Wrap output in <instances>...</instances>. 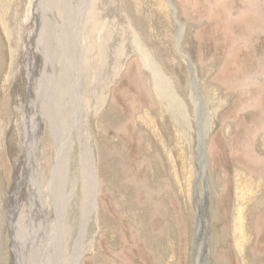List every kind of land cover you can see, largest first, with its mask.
<instances>
[{
    "label": "rangeland",
    "instance_id": "rangeland-1",
    "mask_svg": "<svg viewBox=\"0 0 264 264\" xmlns=\"http://www.w3.org/2000/svg\"><path fill=\"white\" fill-rule=\"evenodd\" d=\"M36 1L5 0L0 18V264H20L12 210L24 226L33 203L45 224L57 220V131L67 144L60 264L76 251L78 264H191L200 104L207 262L264 264V0H88L79 129L67 97L55 104L66 128L44 114L43 72L62 69L41 53L52 40L40 39ZM67 5L73 21L80 0Z\"/></svg>",
    "mask_w": 264,
    "mask_h": 264
},
{
    "label": "bare ground",
    "instance_id": "bare-ground-1",
    "mask_svg": "<svg viewBox=\"0 0 264 264\" xmlns=\"http://www.w3.org/2000/svg\"><path fill=\"white\" fill-rule=\"evenodd\" d=\"M49 2H50V4L47 5V3H45L43 0H37L36 4L34 6L35 7V9H34V20H35L36 29H37L39 24L40 25L44 24V29H43L44 31H43L42 36H40L41 34L39 35V33L36 32V37L38 39L40 37H42V38H40L42 40V42L47 41V40L48 41L52 40V44H50V42H48V44L46 43L44 45L45 49H41V53H42L43 57H45L48 60V63L54 59L56 61L55 65L58 64L62 70H61V73L59 74V76L57 75L58 77H55L52 74V65L47 64V66H46L44 64V66H46V68L43 72L44 81H45L44 86L45 87L44 88L42 87L41 91H42V94H44V95L40 94V98L42 97L43 99L48 101V110L44 114L47 116L49 115V117L53 116L51 118V122L56 123V124H54V126L57 125L58 128L63 129V128H66L68 125L66 124V121H63V120L58 121L57 120L58 119L57 116L60 113L57 110V106H55V104H56L57 100H63L64 97H67L70 101V106H71L72 110L76 111V117H74V115H72L74 117V121L72 124L75 128L79 129V126H80L79 120H81V119H79V116L81 113V112L79 113V110L81 108L80 107V104H81L80 99L81 98H80L79 93H78L79 86H80L79 85V80H80L79 69L81 66V62H82L81 59H82V54H83V49L81 48V42H80V25H81L80 22L83 18L84 12L87 10L86 8L88 7V3H87L88 0H80V5L78 6V8H76L75 15H74L75 18L73 21H71V18H69L70 15L69 16L67 15V7L66 6L69 5V4L67 5V0H54L53 1L54 6L51 5L52 4L51 0H49ZM4 6H5V0H0V18H1V15L3 14V10H4L3 7ZM51 10H56L58 12L60 19H61V24L56 23L55 20H53V18H52L53 16H51L52 15ZM50 13H51V15H50ZM72 13H73V11H72ZM52 55H54V56H52ZM144 58H145V56H144ZM151 66H152V62H151ZM38 93H40V92H38ZM39 105L41 107H43L44 104H43V102H40ZM204 111L205 110H204L203 104H200L198 111H197V116H198V121H199V136L201 139V146H200V150H199V159H198V160H200V167H199V171H198V184H200L202 186L204 185V190L202 189L203 191L200 190V192L198 190L199 188H196V190H195L194 202H195L196 220H195V230H194V237H193V259H192L191 264H208V262H207V259H208V243H207V233H206V226H207L206 216L207 215H206V193H205L206 164H205V156H204L205 149H204V144H203L204 136L200 132L202 130V127H203L202 123H203ZM41 115L44 116L43 114H41ZM141 122H144V121H141ZM54 128H56V127H54ZM59 132L62 136V132L61 131H59ZM55 133H56V130H55ZM60 138L61 139L59 140L58 139V131H57V134H55V139H56V143H57L56 144L57 159H56V166L54 168V175L52 178L53 182L55 184L52 185V189H51V192H55V190H56L58 195L60 196L59 199H58V197H55V194L53 197V200H54L53 202H55V208H54V214L55 215L54 216H56L57 220H54L53 221L54 223L52 222V224H50V225L45 224L44 220L40 219L39 217H37L38 215L35 214V208H37L35 203L30 205V210H29L28 218H27L28 224L27 225L25 224V226L20 224L18 212L15 211V213H13V210L11 211L13 218H12V221L10 222V228H11L13 237H14L15 242H16V247H17V251H18V258L20 259V264H60V262H62L63 258H64V255H63V231H62L61 222H62V218H63L62 214H63V211L65 209V205H66V200L63 201L61 199L60 194L63 193V191H64L63 188H64V185L66 182V180H65V177H66L65 176V174H66L65 169L66 168H63L62 162H63L65 149L67 148V144H66V141L63 139V137H60ZM63 140H64V142H63ZM27 141H28V144H27V149L25 152V160L26 161H28V160H30V158H32V156L34 155L32 153V151H34V149L36 148V146L34 145V141H32V131L31 130H30V132L27 133ZM83 143H84V140L82 139V141H81V144H82L81 145V156H82L83 161H86V160L88 161L87 162V169H88V172L90 173L89 177L91 178L90 180L92 183V196H94V193L96 191V186L94 183V175H93V171H92L93 165L91 166L90 155H88V151L86 149V146L84 147V151H83V148H82ZM85 152H86V154H85ZM24 177L27 179L26 174H25V176H23V179H24ZM244 177H243V179H244ZM59 180H61V181L59 182ZM243 182H245V181H243ZM59 184L61 185V189H58ZM252 184H254V183L252 182ZM249 185H251V184H249ZM54 186H55V188H54ZM249 187H251V186H249ZM61 190H63V191H61ZM245 190H246V188H245ZM247 190H246V192H247ZM32 192H34V191H32ZM59 192H60V194H59ZM252 192H253V189H252L251 193ZM62 197H63V195H62ZM90 201H91V205H93L94 199L92 198ZM240 218H241V215H240ZM241 219L239 221H241ZM243 221H245V220H243ZM238 223H240V222H238ZM240 226H241V223H240ZM242 230H243V228H242ZM237 233L238 232H236V234ZM42 246L44 247V250H43L44 254H43L42 259H40V262L37 263L38 262L37 260L40 258L39 257V251L41 250ZM237 247H239V246H237ZM79 257L80 256L78 255V252L76 251L74 253V255L70 259H68L67 264H78Z\"/></svg>",
    "mask_w": 264,
    "mask_h": 264
}]
</instances>
